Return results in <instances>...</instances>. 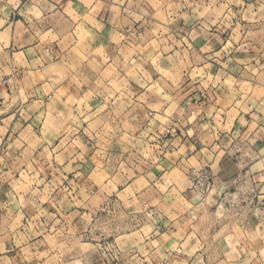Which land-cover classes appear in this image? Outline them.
Returning a JSON list of instances; mask_svg holds the SVG:
<instances>
[{"label":"crops","instance_id":"0c3cea01","mask_svg":"<svg viewBox=\"0 0 264 264\" xmlns=\"http://www.w3.org/2000/svg\"><path fill=\"white\" fill-rule=\"evenodd\" d=\"M1 78L0 264L75 257L26 235L18 196L39 163L77 177L82 207L159 211L113 234L121 257L264 264V0H0ZM193 166L214 176L206 207L186 199ZM227 199L231 219L191 218Z\"/></svg>","mask_w":264,"mask_h":264},{"label":"rangeland","instance_id":"374dc122","mask_svg":"<svg viewBox=\"0 0 264 264\" xmlns=\"http://www.w3.org/2000/svg\"><path fill=\"white\" fill-rule=\"evenodd\" d=\"M7 85H9V82L2 86ZM252 87L251 85L247 89L250 90ZM171 132V129L165 132L169 136H156L157 147L154 150L155 156L163 155L162 152L164 148H166L165 142L170 140ZM114 136L115 134L110 132L107 138L111 140ZM96 139L97 138L94 137L90 139L93 141L92 146L99 147V141L95 143V141H97ZM107 150L110 151L109 148H107ZM142 151L143 155H145L146 151ZM28 155H30L29 152ZM50 159L52 158H49V160ZM43 160L44 158L41 159V161ZM37 166L38 167L35 169L36 166L30 164V166L25 167L26 170H23L25 187L22 189L26 190L27 193L26 195L18 196V198L21 199V207H23V202L26 199V211H23V218L21 217V220H23V224L25 225L24 229L26 235L32 238L31 242L38 243L36 245L37 247L48 244L50 247H59L63 249L59 252L60 254L62 253V258L65 257L61 260L62 263H66L65 259L68 258L66 250L69 249V252L73 251L75 254V257H72L74 258L73 262L70 261L66 264H161L150 259L144 260L147 257L140 256L139 252H133L132 250H124L123 254L125 255L121 257L119 252L115 250H119V247H117L115 241L111 242L114 233L117 232V234H119V232L128 231L130 229V226L127 225L129 223L126 221L130 222L135 219L141 222L149 219L152 220L159 215L157 209L152 208L147 214L140 211L137 213L138 215H131V212L126 210L125 212H120L118 209L116 210L117 204L114 202L115 196H110L104 203L96 196L95 203L92 202L94 206L96 205L95 207H82L79 202L75 201V199H77L76 185L78 184L76 176L66 174L65 172H58L57 175L59 169L54 167L56 172H53L52 177L48 175L47 179H45L43 177L45 173L42 174L43 176H38V174L42 173V170H44L43 164L39 163ZM187 177L188 182L185 191L187 192L188 198H185L189 201L191 200L195 205H197L198 202H203L204 206L202 205V207H206L208 201H206V199L209 198L215 187L214 176L211 169L208 166H193L188 171ZM156 178L158 181L162 179L160 174H158ZM13 184L14 182L11 181L10 186L12 189ZM112 187H114L113 184ZM227 200H222L221 204L219 203L216 205L213 216L210 215V211L208 210H205L203 215L198 209V211L195 210L191 213V218L203 222H210L211 220L219 222L229 220L235 214L240 213V211L234 207V201ZM232 203H234L233 207ZM122 221L123 225L119 228V224L122 223ZM67 235H72L74 237L71 238ZM62 237L64 239L60 240ZM90 241L100 243L101 248H99V250L101 253L103 252L102 256H98L97 254V257H94L93 254V261H88L82 257L83 252L91 251L92 254L91 249H95V247L89 243ZM134 253L139 254L138 257L140 259L136 258L131 260V256L135 255ZM50 261L52 260H49V262Z\"/></svg>","mask_w":264,"mask_h":264},{"label":"built area","instance_id":"2783aa9c","mask_svg":"<svg viewBox=\"0 0 264 264\" xmlns=\"http://www.w3.org/2000/svg\"><path fill=\"white\" fill-rule=\"evenodd\" d=\"M8 82H9V80L6 79V78H4V79H0V86L5 85V84H7Z\"/></svg>","mask_w":264,"mask_h":264}]
</instances>
